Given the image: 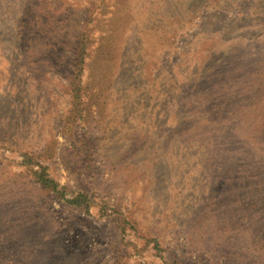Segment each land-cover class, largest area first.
I'll return each mask as SVG.
<instances>
[{
	"label": "rangeland",
	"instance_id": "374dc122",
	"mask_svg": "<svg viewBox=\"0 0 264 264\" xmlns=\"http://www.w3.org/2000/svg\"><path fill=\"white\" fill-rule=\"evenodd\" d=\"M0 264H264V0H0Z\"/></svg>",
	"mask_w": 264,
	"mask_h": 264
},
{
	"label": "trees",
	"instance_id": "16d2710c",
	"mask_svg": "<svg viewBox=\"0 0 264 264\" xmlns=\"http://www.w3.org/2000/svg\"><path fill=\"white\" fill-rule=\"evenodd\" d=\"M129 15H130V12L127 13L122 20L127 19ZM111 39H112V37H110L109 40H111ZM88 44H89V41L87 40V34L81 33L78 36V41L75 45V57H74L75 59H74L73 64H72L73 65L72 75L68 77V81L70 83V87H69L68 91H69V94L71 97V101H70L71 106L67 112L66 122H68V124L70 125V128H71V125H73L75 123H81L82 124L87 120V113L89 111L88 106L90 105L87 103V100L88 101L93 100V96H94V95L88 96L84 92L86 89H89V87H87L88 82L87 83L83 82L84 70H85V66H86V62H87V57L89 55ZM110 44H112V42H110ZM109 48L114 49L113 45H109ZM104 54L106 55L107 52ZM109 54H110V52H109ZM183 93L184 92L182 91L179 95L181 96ZM97 100L98 99H94V101H97ZM97 108H98L99 113H100V109H102V108L100 106H98ZM189 110H190V112H194V110L191 109L190 107H189ZM197 113L198 114L202 113L201 118H203L202 120H204L205 113L202 110L198 111ZM198 114H196V115H198ZM196 118L199 119V121H201V118L199 116H197ZM177 123H179V120L177 121ZM188 125L189 124L187 122H184L183 124L175 125L172 128L173 130L169 131L170 125L168 123H166L164 128L162 129L163 130V137H161L162 139L159 137L160 138L159 141L161 142L160 147L164 148V146L163 147L161 146L162 142H163V144H165L169 140V139L166 140V136H167V133L169 131V134L175 133V136L179 135L180 133L185 134L186 135V141L187 140L191 141L192 139L199 138V140H200V143L198 144L199 147L208 148L207 144L205 147V140L200 139V137H202L201 131H205V129L202 127L204 125H202V124L196 125V127H194V129ZM190 125H192V124H190ZM184 128H192L193 137L191 139L190 138L187 139V137L189 136L191 131L190 132L189 131L183 132ZM69 130H70V136L73 139L74 133L71 132V129H69ZM110 131H112V129ZM142 136H143V134L141 132L137 136L131 137V139L142 138ZM122 140L123 139H121L119 141H122ZM207 142H210L208 138H206V143ZM82 152H84V151H82ZM24 155L29 156L28 153H26ZM26 161H28V160H26ZM40 169H41V171H40V173H38L36 175V178L41 183L42 187L46 191H49L53 194H61L62 196H65V194H63L62 191L60 190L59 184L56 183L55 181H53L52 179H50L48 177V175L46 174L47 167L40 165ZM85 201H87V198L78 196L74 199L67 200L66 202L69 205L80 208V206H82V205L84 206Z\"/></svg>",
	"mask_w": 264,
	"mask_h": 264
}]
</instances>
